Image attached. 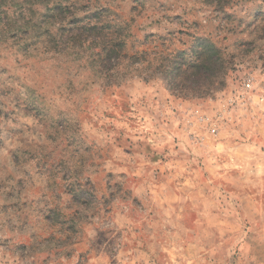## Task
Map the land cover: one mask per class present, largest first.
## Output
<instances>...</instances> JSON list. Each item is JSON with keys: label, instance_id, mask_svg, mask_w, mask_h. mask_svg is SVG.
<instances>
[{"label": "clouds", "instance_id": "obj_1", "mask_svg": "<svg viewBox=\"0 0 264 264\" xmlns=\"http://www.w3.org/2000/svg\"><path fill=\"white\" fill-rule=\"evenodd\" d=\"M76 2L0 0V264H264V0Z\"/></svg>", "mask_w": 264, "mask_h": 264}, {"label": "rangeland", "instance_id": "obj_2", "mask_svg": "<svg viewBox=\"0 0 264 264\" xmlns=\"http://www.w3.org/2000/svg\"><path fill=\"white\" fill-rule=\"evenodd\" d=\"M147 0H134V3L137 4L140 8L145 7ZM212 0H205L206 4H210ZM57 7H61V5H57ZM73 8H78L81 11H87L89 8L93 7V0H77L75 4L72 5ZM168 7V5L164 3L159 4L160 9H165ZM259 6H257L258 8ZM171 10V9H169ZM222 9H217V11H221ZM51 11V10H50ZM107 11V9L105 10ZM132 11H137L136 7L132 8ZM226 19H232V17L227 16L225 14ZM179 19V17H177ZM132 23H135V20H132ZM157 24L160 22L157 21ZM232 29H229V33H232ZM225 40L228 39L227 36L224 37ZM109 55H116V52L113 51L109 53ZM207 55V53H206ZM199 58V54H198ZM177 65H176V71L171 74L168 78L169 86L174 90L178 91L182 94H192L194 92H200L202 91L210 77H206L204 72L200 69V66L197 65L195 69L191 67V61L190 59H187L184 54H180L177 56ZM261 59H264L262 57ZM185 65H189L188 67H185ZM231 72L233 73L235 77V81L241 85H244L250 81V77L248 75L249 69L246 68L243 65V62L241 63H235V57L232 58L231 61ZM8 118L7 116L5 117ZM104 240V234L101 233L100 235V241L101 243Z\"/></svg>", "mask_w": 264, "mask_h": 264}]
</instances>
